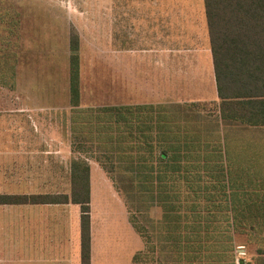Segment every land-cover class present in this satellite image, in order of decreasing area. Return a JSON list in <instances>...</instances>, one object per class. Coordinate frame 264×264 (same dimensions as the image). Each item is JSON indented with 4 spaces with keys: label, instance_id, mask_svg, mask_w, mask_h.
<instances>
[{
    "label": "trees",
    "instance_id": "obj_1",
    "mask_svg": "<svg viewBox=\"0 0 264 264\" xmlns=\"http://www.w3.org/2000/svg\"><path fill=\"white\" fill-rule=\"evenodd\" d=\"M203 4L219 118L264 126V0ZM68 63L71 131L79 127L119 168L126 191L160 207V227L176 262L236 264L237 246L246 244L255 252L248 264H264V203L258 196L256 202L246 199V190L238 188L222 134L210 136L188 112L161 102L83 108L74 47ZM81 160L71 161L69 193L0 195V204H78L80 264H91L90 167Z\"/></svg>",
    "mask_w": 264,
    "mask_h": 264
},
{
    "label": "rangeland",
    "instance_id": "obj_2",
    "mask_svg": "<svg viewBox=\"0 0 264 264\" xmlns=\"http://www.w3.org/2000/svg\"><path fill=\"white\" fill-rule=\"evenodd\" d=\"M110 1L3 0L6 26L0 28V35L7 39L4 57L11 70L0 76V84L9 90H19L23 102L46 103L51 111L52 120L58 123L57 130L65 139V193L70 191L72 159H83L81 161L89 164L94 264H178L160 227V207L126 191L125 176L119 168L101 157L99 147L81 136L85 132L79 131V127L77 131H71L70 48H76L79 57L83 108L161 102L188 112L189 118H194L210 136L238 132L239 126L235 124L241 122L219 118L216 89L211 88L209 70L184 77L169 74L173 70L167 67L164 74L165 56L159 51V45L112 37L116 28L110 26ZM176 1H191L202 9L204 7L203 0H167L166 3ZM121 29L124 31V27ZM14 49L20 56L19 75L9 74L13 72ZM168 60L167 64L169 62L173 67L171 63L176 61ZM198 62L199 66H204L201 60ZM186 63L185 59H178L176 67H187L184 66ZM78 211L75 205L65 208V244L69 237L71 250L79 226ZM253 250L250 247L244 255L237 249L236 255L246 262L254 255Z\"/></svg>",
    "mask_w": 264,
    "mask_h": 264
},
{
    "label": "crops",
    "instance_id": "obj_3",
    "mask_svg": "<svg viewBox=\"0 0 264 264\" xmlns=\"http://www.w3.org/2000/svg\"><path fill=\"white\" fill-rule=\"evenodd\" d=\"M110 2V26L116 28V34L113 32L112 37L132 38V43L159 45V51L165 56L164 74L167 67L173 70L169 74L184 77L195 76L204 69L209 70L211 88L215 89L204 7L202 9L191 1ZM5 12V4L0 0V28L6 26ZM149 23L152 27L150 30ZM116 41L123 43L122 40ZM6 44V37L0 35V76L6 74V70H11L5 64ZM14 51L13 72L9 74L19 75L20 56L16 49ZM168 59L176 61L171 63L173 67L169 62L167 64ZM178 59H185L187 63L184 66L187 67H176ZM199 60L204 66H199ZM44 104L23 102L19 90H9L0 84V195H65L64 134L60 136L58 123H54L51 111ZM235 125L239 126L238 132H224L222 137L230 148L232 162L236 166L238 188L246 190V199L250 197L256 202L258 196L261 198L258 202L264 203V126ZM247 191L251 195H247ZM73 205L79 210V226L71 250L69 237L65 244V208L69 209ZM91 213L90 209V260L94 264ZM238 246L237 249L247 254L248 245ZM238 259L242 260V264H248L251 258L245 262L243 257H237V264ZM0 264H80L79 205L0 204Z\"/></svg>",
    "mask_w": 264,
    "mask_h": 264
}]
</instances>
